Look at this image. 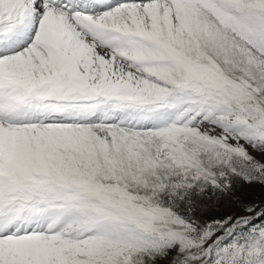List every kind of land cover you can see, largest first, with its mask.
Returning a JSON list of instances; mask_svg holds the SVG:
<instances>
[{
    "label": "snow or ice",
    "instance_id": "1",
    "mask_svg": "<svg viewBox=\"0 0 264 264\" xmlns=\"http://www.w3.org/2000/svg\"><path fill=\"white\" fill-rule=\"evenodd\" d=\"M0 264H264V0H0Z\"/></svg>",
    "mask_w": 264,
    "mask_h": 264
},
{
    "label": "rangeland",
    "instance_id": "2",
    "mask_svg": "<svg viewBox=\"0 0 264 264\" xmlns=\"http://www.w3.org/2000/svg\"><path fill=\"white\" fill-rule=\"evenodd\" d=\"M258 197H259V194L257 193V194H256V198L258 199ZM217 211L222 212L223 210H222V209L217 210V209H214V208H213V209L210 210V213H209V214H211V212H217Z\"/></svg>",
    "mask_w": 264,
    "mask_h": 264
}]
</instances>
